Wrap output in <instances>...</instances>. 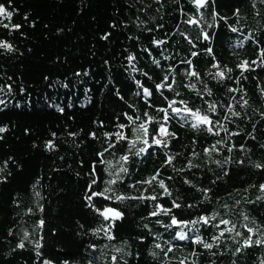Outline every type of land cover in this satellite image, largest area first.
Listing matches in <instances>:
<instances>
[{
  "label": "trees",
  "instance_id": "1",
  "mask_svg": "<svg viewBox=\"0 0 264 264\" xmlns=\"http://www.w3.org/2000/svg\"><path fill=\"white\" fill-rule=\"evenodd\" d=\"M194 2L0 0V264H264V0Z\"/></svg>",
  "mask_w": 264,
  "mask_h": 264
},
{
  "label": "snow or ice",
  "instance_id": "2",
  "mask_svg": "<svg viewBox=\"0 0 264 264\" xmlns=\"http://www.w3.org/2000/svg\"><path fill=\"white\" fill-rule=\"evenodd\" d=\"M206 2H207V0H196V3H197L198 6H204V4H205ZM0 16H3V17H6V18H9V19H10L11 16H12V12L7 11L3 5H0ZM14 27L18 29L20 26H19V25H15ZM233 31H235V29H233ZM205 39H207V36H205ZM157 43H162V41L157 42ZM0 48H4V49H6V50H8V51H11V50H12V46H11L10 44L6 43V42H3V41H0ZM262 55H264V53H262ZM129 59L131 60V59H133V58L130 57ZM246 65H247V62H243V65H242V66H246ZM191 75H196V73L193 72V73H191ZM217 75L220 76V77H223V73H222V72H218ZM165 79H167V78H165ZM157 87H158V89H159L160 87H163V85H158ZM144 92H145L146 95H150V94H151V93L149 92L148 89H144ZM209 94H210V93H209ZM245 103H246V101H245ZM170 106H171V104H170ZM210 110L214 111V110H215V109H214V106L210 105ZM175 111H179V110L176 109ZM186 111H190V110H187V109H186ZM229 111H231V109H229ZM233 114H234V115H238V113H233ZM192 115L195 116L196 121H197L196 124H193V127H197V126H198L199 124H201V123H203V124H208V123H210V121H209V119H208L207 116H201V115H199V113H193ZM129 119H131V118H129ZM121 127H123V126H121ZM140 128H141V129H144V125L141 124V125H140ZM144 130H145V132H146V129H144ZM208 130H209V131H212L211 128H209ZM5 131H7L6 127H0V133H3V132H5ZM161 132H162V133L164 132L163 127H161ZM117 135H119V134H117ZM120 138L122 139L123 137L120 136ZM145 143H147V141H145ZM154 143H156V144H161L162 141L159 140V139H155V140H154ZM48 147H49V148H52V147H54V145H53L51 142H49V143H48ZM140 151H144V149H140ZM100 155H103V153H101ZM121 159H122V160H126L127 157H121ZM170 162H171V158H169V163H170ZM257 167H259V165H257ZM121 170L123 171L124 169H121ZM155 179H156V177H152V180H155ZM114 182H115L114 180H113V181H109V183H114ZM146 182H147V183H151V180L146 181ZM93 183H95V181H93ZM160 187H161V188H164L165 191L167 192V189H166V187H165L163 181H160ZM261 187H262V189H264V185H262ZM107 191H109V189H105V192H107ZM37 195H38V193H37ZM93 195H104V193H93ZM106 198H107V197H106ZM123 198H124V197H117V199H123ZM88 199L91 200V197H88ZM151 199H156V197H151ZM174 206H175V207H179V205H175V204H174ZM162 211H164L165 213H167V212L170 211V209H162ZM100 214H101L102 216H104L105 219H108V218H109V214H111V216L114 217V218H116V219H119L120 216H121V213H119V212H117L116 210L111 209V208H106V209H104V211L101 212ZM153 214L155 215V214H157V213H153ZM202 219H204V222L207 223V218H202ZM172 223H173V224H176V223H177V221H176V219H175L174 217H173V219H172ZM193 223H194V222H193ZM222 223L227 224L228 221H222ZM41 224H42V222H41ZM249 231H251V229H249ZM25 238H27V233H25ZM110 238H111V237H110ZM180 239H185V237H184L183 235H181V236H180ZM196 242H197V243H203V241H201L199 238H197ZM259 242H260V241H257V243H259ZM246 243H251V241H250V240H249V241H246ZM23 246H24L23 243H21V244L19 245V247H23ZM203 246H204L205 248H211V247H212L211 244H207V243H204ZM37 247H39V244H37ZM157 247H159V245H157ZM113 259H115V258H113Z\"/></svg>",
  "mask_w": 264,
  "mask_h": 264
},
{
  "label": "rangeland",
  "instance_id": "3",
  "mask_svg": "<svg viewBox=\"0 0 264 264\" xmlns=\"http://www.w3.org/2000/svg\"><path fill=\"white\" fill-rule=\"evenodd\" d=\"M111 128H112L111 130H116V129H118V127H117L116 125H113ZM121 128H122V127H121ZM94 216H95V215H94Z\"/></svg>",
  "mask_w": 264,
  "mask_h": 264
},
{
  "label": "water",
  "instance_id": "4",
  "mask_svg": "<svg viewBox=\"0 0 264 264\" xmlns=\"http://www.w3.org/2000/svg\"><path fill=\"white\" fill-rule=\"evenodd\" d=\"M194 4H195V6H197V7H199V8L203 7V6H198L197 3H196V0H195ZM204 5H205V4H204Z\"/></svg>",
  "mask_w": 264,
  "mask_h": 264
}]
</instances>
